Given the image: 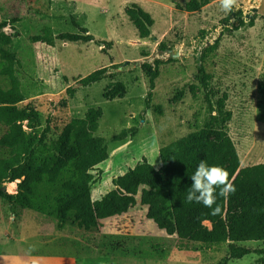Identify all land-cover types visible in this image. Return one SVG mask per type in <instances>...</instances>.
Returning a JSON list of instances; mask_svg holds the SVG:
<instances>
[{
	"label": "rangeland",
	"instance_id": "374dc122",
	"mask_svg": "<svg viewBox=\"0 0 264 264\" xmlns=\"http://www.w3.org/2000/svg\"><path fill=\"white\" fill-rule=\"evenodd\" d=\"M134 2L155 18L148 37L139 36L126 12ZM239 18L244 24L230 29ZM44 24L55 33L84 27L94 41H31ZM3 30L15 32L23 58L20 76L27 97L20 105L39 115L40 124L31 130L38 160L55 152L61 128L71 118L102 107L96 134L104 137L109 158L92 170L93 198L112 189L114 178L145 156L167 176L168 155L180 138L200 131L213 117L232 135L242 166L264 162V0H237L228 13L219 0H0ZM95 40L110 43L103 49ZM168 48L180 55L172 57ZM6 64H0V88L11 86L1 71ZM150 65L159 67V75L147 107ZM103 66L110 67L107 77L87 86L78 83ZM115 82L121 83L123 96L107 98L105 91ZM70 85L79 87L73 97L67 94ZM132 126L137 127L134 136L114 140ZM67 177L63 172L57 181L40 184L43 212L0 197V264H217L229 255L231 241L203 243L168 234L147 217L140 194L136 205L103 219L97 229L60 226L52 197ZM8 189L16 191L17 183ZM236 244L255 250L226 264H264V241Z\"/></svg>",
	"mask_w": 264,
	"mask_h": 264
},
{
	"label": "trees",
	"instance_id": "16d2710c",
	"mask_svg": "<svg viewBox=\"0 0 264 264\" xmlns=\"http://www.w3.org/2000/svg\"><path fill=\"white\" fill-rule=\"evenodd\" d=\"M206 3L207 0H203V4ZM126 12L136 25L139 36L148 37L155 23L153 15L136 2ZM74 22L79 25L75 19ZM254 22L253 16L250 24ZM243 24L244 19L239 18L230 29H238ZM80 28L81 32L55 33L51 25L44 24L39 32L30 35V40L49 45H55L57 40L94 41L88 29ZM15 35L13 31H0V64L3 61L7 63L1 71L11 81L9 88H0V125L4 128L0 135V197L5 202L43 212L40 184L45 180L55 182L66 172L68 177L62 182V189L52 197L53 211L60 226L73 224L88 230L97 229L103 225V219L127 212L136 205L140 194L141 203L147 205V217L168 234L203 243L231 241L228 257L217 264H226L231 258H242L255 250L237 245L238 242L264 241V162L242 166L232 135L226 129L217 127L214 117L200 131H192L180 138L177 148L168 155L165 167L167 176L145 156L115 177L114 187L97 199L92 195L95 177L92 170L109 158L104 137L96 134L103 115L102 107L91 106L84 116L71 118L61 128L55 152L38 160L31 130L38 127L40 119L32 106L20 105L27 94L20 76L23 58ZM95 41L99 45L104 44L103 49L110 43ZM109 66L81 76L78 83L87 86L107 77ZM199 72L202 83L206 84V71L202 63ZM158 75L159 67L151 66L147 107L151 104ZM110 87L105 91L107 98L123 96L120 82ZM78 88V85H70L67 88L68 97H73ZM231 115L229 110L225 118ZM49 129L47 125L43 137ZM136 133V126L125 128L114 135V140ZM201 160H206L209 165L224 167L229 173V180L236 187L235 193L227 199L217 195L212 208L195 202L189 204L186 199L192 183L190 177ZM13 182L17 183L14 192L8 189ZM217 205L221 211L213 215L212 211Z\"/></svg>",
	"mask_w": 264,
	"mask_h": 264
},
{
	"label": "clouds",
	"instance_id": "9594fccd",
	"mask_svg": "<svg viewBox=\"0 0 264 264\" xmlns=\"http://www.w3.org/2000/svg\"><path fill=\"white\" fill-rule=\"evenodd\" d=\"M221 9L231 12L237 5V0H219ZM192 183L188 188L187 202L203 204L205 207L212 208L217 201V195L227 199L234 194L236 187L229 180L228 171L220 165H209L206 160H201L194 174L190 177ZM217 189L219 193L217 194ZM221 209L219 205L213 209L212 214L218 215Z\"/></svg>",
	"mask_w": 264,
	"mask_h": 264
},
{
	"label": "water",
	"instance_id": "95a60500",
	"mask_svg": "<svg viewBox=\"0 0 264 264\" xmlns=\"http://www.w3.org/2000/svg\"><path fill=\"white\" fill-rule=\"evenodd\" d=\"M167 51H169V52H170V55H171L172 57H174V58H176V57H178V56L180 55V52H179L178 50L175 51V52H173V49L168 48ZM4 188L6 189L7 187L4 186Z\"/></svg>",
	"mask_w": 264,
	"mask_h": 264
},
{
	"label": "bare ground",
	"instance_id": "6f19581e",
	"mask_svg": "<svg viewBox=\"0 0 264 264\" xmlns=\"http://www.w3.org/2000/svg\"><path fill=\"white\" fill-rule=\"evenodd\" d=\"M14 183V182H13Z\"/></svg>",
	"mask_w": 264,
	"mask_h": 264
}]
</instances>
